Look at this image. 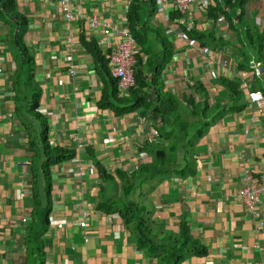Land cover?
<instances>
[{"label": "crops", "instance_id": "obj_1", "mask_svg": "<svg viewBox=\"0 0 264 264\" xmlns=\"http://www.w3.org/2000/svg\"><path fill=\"white\" fill-rule=\"evenodd\" d=\"M154 1L156 12L138 31L145 35V50L151 49L153 55L143 52L135 41L136 56L145 66L152 64L146 84L154 77L155 63L172 51L159 88L179 98L183 93L191 95L197 101L207 92L213 108L217 100L226 106L225 115L196 145L194 176L163 180L152 191L144 184L135 193L131 190L129 199L151 210L153 222L164 233L178 235L182 218H186L191 236L205 248L206 255H188L181 264H264V228L258 230V221L246 214L240 200L244 172L257 176L264 170V108L257 110L247 97L248 92L262 93L252 88V66L259 65L258 76L254 75L263 81L264 64L252 59L250 72L236 70L242 63L236 53L240 45L227 19L230 17L246 45L244 31L236 25L239 11L222 3L223 12L213 23L205 5L215 6L214 0L193 6L181 18L176 17L178 11L169 0ZM130 2L72 0V9L131 33L127 25ZM59 7V0H15L11 11L24 20L23 27L10 15L0 18V264H161L164 249L159 248L157 255L139 249L118 213L97 210L101 195L123 196L117 170L131 173L151 161L138 149L160 140L155 125L147 120L149 114L142 116L143 110L117 117L100 109L102 94L109 88L80 40H94L111 72L110 57L117 38L93 30L83 21L68 28ZM146 10H152L151 2ZM244 21L263 24L264 0H247ZM23 28L21 43L30 66L21 51L15 50ZM191 29L219 38L223 47L216 43L215 49L207 41L208 46H201L185 34ZM163 42L168 47L165 52ZM223 62L228 66L223 67ZM222 77L240 82L243 97L234 105L215 82ZM37 91V112L48 123L49 144L76 153L70 162L51 169L49 183L43 180V192L51 193L47 226L45 203L41 196L35 197L31 172L34 161H42L43 155L40 122L33 120L28 108ZM129 93L120 96L118 92V96L127 98ZM18 112L24 114L19 117ZM92 156L116 179L117 190L101 183ZM259 210L264 223V196Z\"/></svg>", "mask_w": 264, "mask_h": 264}, {"label": "trees", "instance_id": "obj_2", "mask_svg": "<svg viewBox=\"0 0 264 264\" xmlns=\"http://www.w3.org/2000/svg\"><path fill=\"white\" fill-rule=\"evenodd\" d=\"M14 1L0 0V18L5 14L10 15L14 23H17L18 27L22 28L24 20L11 11V5ZM150 2L152 3V10L149 13L146 8ZM246 2L247 0H220L219 2H215V6L207 10V16L209 19H212L213 23L217 22L219 15L222 14L223 4L228 9L231 8L234 12L239 11L236 25L242 27L241 30L244 31L246 45H244L243 37L237 31L230 17L227 19L228 28L234 31L238 44L240 45V48L236 50V53H240L242 61L241 64L236 65L238 72H250L249 63L252 59L264 64V22L259 26L255 23L249 24L244 21V6ZM156 10L154 0H131L130 9L127 13V25L135 41L141 46L143 52L149 53V55H153L152 50H145V35L143 33L139 34L138 31L146 25V22ZM176 17L181 18L179 12H177ZM11 26L16 29L13 24ZM24 32L25 29L23 28L18 33L17 47L19 50L17 47L15 50L16 52L21 51V54L24 56L23 61L30 66V57L21 43V37ZM185 34L190 39L199 42L203 47L214 44L213 47L216 49V43H219L222 47V44H224L219 38L216 40L210 34L198 33L195 29H191V31L185 32ZM80 41L83 48L95 60L97 71L99 72L98 75L106 81V88H109V92H103L102 94V100L99 103L100 109H108L117 117L143 110L142 116L144 117L146 114L150 115L147 120L149 119L155 125L154 129L160 139L156 143L146 142L140 148L138 147L139 152H143L150 157L151 161L149 163L140 164L131 173L117 170L115 175L120 181V189H123V199L122 197L111 198L101 195L97 210L110 214L118 213L121 219H123L125 228L128 229L129 233L136 240L139 249H147L151 255H157L159 248L164 249L166 255L161 258V264H181L188 255L196 257L205 256V248L197 239L191 236L185 217L182 218L178 235L174 236L164 233L162 230L159 231L157 225L153 222L151 210L140 202L130 200L129 196L131 190L135 193V190L141 188L144 184L152 191L163 180L173 177L186 179L194 176L196 174V161L194 158L196 155V145L206 134L209 127L224 117V109L226 106H221V102L217 100L213 108L209 103L207 92H202L203 94L200 95L197 101L191 95L183 93L179 98L172 93L163 92L159 88L160 78L171 60L172 51L168 53L164 60L162 59V61L159 60L158 63H155L152 71L154 77L149 81L150 84L148 85L146 84L148 77L147 70L152 64L145 66L141 58L136 56L134 67L136 86L130 90L127 98H120L117 91V80L112 77L109 69V61L103 57L94 40L86 41L81 38ZM206 41L208 45H206ZM162 45L164 48L163 51H167L168 47H166V44L163 42ZM262 67L263 81H259L253 76L252 82L255 85L252 88L254 90H261L264 96V65ZM215 82L227 91V102L229 104L234 105V103L242 99L243 92L240 88V82L237 79L231 80L222 77ZM31 84V80H28V87ZM144 88H147L145 92H143ZM39 95V91L33 94L32 102L28 104V108L30 109L29 112L33 115V120L40 122L41 149L43 155L41 156L42 161H34L31 172L33 174L35 197L38 195L41 196L45 203L43 220L47 226L48 216L51 211V193L46 190L43 192V180L49 183L51 169L63 163L70 162L76 157V153L74 150L49 144L48 123L37 112ZM23 114V112H18L19 117ZM189 118H193V121L190 122ZM162 142L165 144L163 145ZM35 154H39V151L35 152ZM91 162L97 169L101 183L105 186L110 184L114 190H117L118 184L111 173L94 156L91 157ZM159 233H162L161 238L158 237Z\"/></svg>", "mask_w": 264, "mask_h": 264}, {"label": "built area", "instance_id": "obj_3", "mask_svg": "<svg viewBox=\"0 0 264 264\" xmlns=\"http://www.w3.org/2000/svg\"><path fill=\"white\" fill-rule=\"evenodd\" d=\"M173 3L175 9L186 17L193 6H199L209 0H169ZM220 0H214V2ZM59 8L62 16L65 19L66 25L70 28L71 23L83 21L93 30H102L105 35L114 36L117 42L114 44V50L110 57L111 74L117 80V90L120 96H124L131 89H134V67L135 57L137 55V46L131 33L126 28H115L109 24L100 23L96 18L83 17L77 14L72 9V0H59ZM205 7L208 9L207 4ZM72 41V40H70ZM70 43V42H69ZM223 67L228 66L227 62H223ZM253 71L258 76L259 65H253ZM71 73H74L72 71ZM252 73V77L255 76ZM255 76V77H256ZM249 101L261 111L264 108V96L259 91L248 92ZM264 196V170L257 176H253L250 172L245 171L243 176V186L240 192V200L244 206L246 214L258 221V230L264 228V223L261 221V212L259 210L261 198ZM259 249V247H257Z\"/></svg>", "mask_w": 264, "mask_h": 264}, {"label": "rangeland", "instance_id": "obj_4", "mask_svg": "<svg viewBox=\"0 0 264 264\" xmlns=\"http://www.w3.org/2000/svg\"><path fill=\"white\" fill-rule=\"evenodd\" d=\"M107 186H108V187H111V185H110V184H107Z\"/></svg>", "mask_w": 264, "mask_h": 264}]
</instances>
